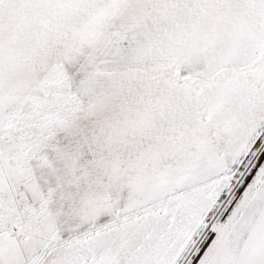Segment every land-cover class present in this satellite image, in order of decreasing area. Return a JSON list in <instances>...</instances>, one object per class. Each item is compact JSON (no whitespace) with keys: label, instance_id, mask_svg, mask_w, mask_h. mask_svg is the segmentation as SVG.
I'll use <instances>...</instances> for the list:
<instances>
[{"label":"snow or ice","instance_id":"obj_1","mask_svg":"<svg viewBox=\"0 0 264 264\" xmlns=\"http://www.w3.org/2000/svg\"><path fill=\"white\" fill-rule=\"evenodd\" d=\"M0 264H264V0H0Z\"/></svg>","mask_w":264,"mask_h":264}]
</instances>
